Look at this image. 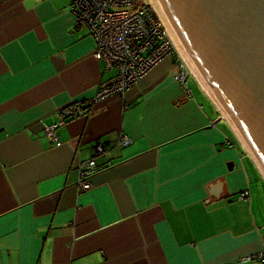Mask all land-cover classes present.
I'll return each instance as SVG.
<instances>
[{
	"label": "crops",
	"instance_id": "crops-1",
	"mask_svg": "<svg viewBox=\"0 0 264 264\" xmlns=\"http://www.w3.org/2000/svg\"><path fill=\"white\" fill-rule=\"evenodd\" d=\"M77 21L73 0H0V264H264L242 260L264 252V176L174 55L46 136L117 77Z\"/></svg>",
	"mask_w": 264,
	"mask_h": 264
},
{
	"label": "water",
	"instance_id": "water-1",
	"mask_svg": "<svg viewBox=\"0 0 264 264\" xmlns=\"http://www.w3.org/2000/svg\"><path fill=\"white\" fill-rule=\"evenodd\" d=\"M264 176V0H150Z\"/></svg>",
	"mask_w": 264,
	"mask_h": 264
},
{
	"label": "built area",
	"instance_id": "built-area-1",
	"mask_svg": "<svg viewBox=\"0 0 264 264\" xmlns=\"http://www.w3.org/2000/svg\"><path fill=\"white\" fill-rule=\"evenodd\" d=\"M77 24L86 27L96 41V58L106 63L107 69L116 70V79L111 84L101 86L91 100L80 101L60 111L61 120L45 128V134L59 144L57 128L65 122L88 116L94 104L103 102L111 96L122 97L136 83L171 55L177 60L178 69L174 77L181 86H186L190 77H195L187 62L175 47L167 33L159 14L150 0H73ZM196 79V78H195ZM133 142L125 135L117 143L125 147ZM107 147L98 143L94 155L79 170V184L89 190V178L97 171V157L106 155ZM247 194H242L243 199ZM264 261V252L243 258Z\"/></svg>",
	"mask_w": 264,
	"mask_h": 264
},
{
	"label": "rangeland",
	"instance_id": "rangeland-1",
	"mask_svg": "<svg viewBox=\"0 0 264 264\" xmlns=\"http://www.w3.org/2000/svg\"><path fill=\"white\" fill-rule=\"evenodd\" d=\"M140 1H144V0H140ZM191 70V69H190ZM192 72V71H191ZM196 78V77H195ZM197 80V79H196ZM190 82L188 83V84H190L189 85V87L190 88H192L193 89V87H194V85H196V83H195V79H193V77L191 78L190 77V80H189ZM222 113V112H221ZM222 116H223V118H225V116L223 115V113H222ZM226 119V121H228V119L227 118H225ZM229 122V121H228ZM230 124V123H229ZM235 131V130H234ZM235 134H236V136L238 137V135H237V133H236V131H235ZM238 139H239V137H238ZM240 140V139H239ZM242 142V141H241ZM247 151V150H246ZM250 154V153H249Z\"/></svg>",
	"mask_w": 264,
	"mask_h": 264
},
{
	"label": "bare ground",
	"instance_id": "bare-ground-1",
	"mask_svg": "<svg viewBox=\"0 0 264 264\" xmlns=\"http://www.w3.org/2000/svg\"><path fill=\"white\" fill-rule=\"evenodd\" d=\"M153 5V4H152ZM153 8H154V6H153ZM154 10H156V9H154ZM175 45V44H174ZM176 47V46H175ZM178 49V48H177ZM194 74V73H193ZM195 75V74H194ZM196 77V76H195ZM197 79V78H196ZM197 81H198V79H197ZM198 83H199V81H198ZM200 85H201V83H200ZM202 86V85H201ZM203 88V87H202ZM246 148V147H245ZM247 150V149H246ZM248 152V151H247ZM251 155V154H250Z\"/></svg>",
	"mask_w": 264,
	"mask_h": 264
}]
</instances>
